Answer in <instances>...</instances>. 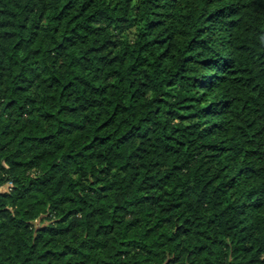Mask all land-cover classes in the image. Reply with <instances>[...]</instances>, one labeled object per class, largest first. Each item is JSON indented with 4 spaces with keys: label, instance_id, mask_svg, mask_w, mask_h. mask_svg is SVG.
<instances>
[{
    "label": "trees",
    "instance_id": "obj_1",
    "mask_svg": "<svg viewBox=\"0 0 264 264\" xmlns=\"http://www.w3.org/2000/svg\"><path fill=\"white\" fill-rule=\"evenodd\" d=\"M0 264H264V0H0Z\"/></svg>",
    "mask_w": 264,
    "mask_h": 264
}]
</instances>
